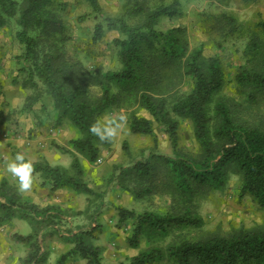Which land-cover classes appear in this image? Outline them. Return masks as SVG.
I'll use <instances>...</instances> for the list:
<instances>
[{
  "label": "rangeland",
  "instance_id": "374dc122",
  "mask_svg": "<svg viewBox=\"0 0 264 264\" xmlns=\"http://www.w3.org/2000/svg\"><path fill=\"white\" fill-rule=\"evenodd\" d=\"M62 3L57 13L65 29L59 34L58 44L67 56L79 62L89 72L97 67L105 70L121 68L119 50L113 40L119 31L106 28L98 41L93 39L97 19L89 16L79 21L81 15L90 13L86 0H56ZM102 8L110 15L119 16L128 5L144 2L153 8L161 2L172 0H99ZM178 13L163 16L156 25L157 30L167 31L178 27L189 51L202 46L206 57H218L225 71L227 82L210 104L212 117L215 103L225 101L242 121L264 128V95H251L250 88L239 87L234 76L243 67H252L259 62L264 51V32L258 23L264 20V0H178ZM224 16L236 20L231 27L222 19ZM17 16H7L5 25L0 26V201L9 196H18L23 201L39 205L42 209L53 208L62 213L61 218L45 216H23L16 212L11 219L0 223V264H23L31 252L27 243L14 235H34L41 245L38 264H59L61 256L75 247V234L83 231L88 244L99 247L102 264H129L130 259L149 248H166L180 236L202 237L227 234L241 228L264 227V204L257 203L250 195L241 196V176L235 171L220 190L183 194L174 185L166 167L154 162L151 180L137 181L126 177L124 169L151 153L171 155L172 144L163 126L155 125L157 143L153 137L135 134L130 129L133 114L151 117L138 104L114 105L106 109L98 119H118L120 114L126 121L116 139L108 146H101L96 162L89 161L75 151L69 141L81 136L78 128L68 119H59L53 99L46 86L39 80L38 86L26 84L27 67L21 59L24 46L17 37L20 26ZM143 16H133L131 23H138ZM56 41V40H54ZM261 46L260 52L251 50L250 43ZM149 52L156 53L159 45L153 42ZM177 87V94L189 92L193 81L185 78ZM93 94L100 88L91 87ZM114 92L119 89L114 87ZM179 149L197 155L199 144L194 126L187 118L179 117ZM63 147L59 148V146ZM22 152L32 162L48 161L75 174L73 162L77 158L83 168V180L93 193L77 191L70 187L56 191L34 172L35 183L30 194H21L15 181L6 171V161ZM152 187L143 196L134 189ZM123 206L138 212L153 211L167 213L190 208L201 216L204 225L200 228H174L169 235L159 236L147 232L138 247L131 246L127 239L132 235L131 222L119 223L118 207ZM3 210L0 209V216ZM64 264H87V260L70 256ZM157 264H171L168 259Z\"/></svg>",
  "mask_w": 264,
  "mask_h": 264
},
{
  "label": "trees",
  "instance_id": "16d2710c",
  "mask_svg": "<svg viewBox=\"0 0 264 264\" xmlns=\"http://www.w3.org/2000/svg\"><path fill=\"white\" fill-rule=\"evenodd\" d=\"M86 2L90 13L81 15L78 20L86 21L89 16L98 20L93 36L95 41L103 37L106 28L120 33L113 40L121 62L118 70L97 67L95 72H89L61 49L58 36L64 32L65 25L56 10L62 3L56 0H0V26L6 24L7 16H17L20 26L17 37L24 46L21 59L28 65L20 69L27 72L26 84L31 82L37 87L36 81H41L53 99L59 119L68 118L81 133L80 137L69 141L70 147L96 162L101 146L110 144L101 143L93 136L90 125L109 107L138 104L151 117L133 114L131 131L151 136L157 143L155 125L163 126L173 152L171 155L151 153L136 160L124 169L126 177L137 181L151 180L154 162L158 161L166 167L179 192L187 194L220 190L226 185L229 173L235 171L241 176V196L250 195L257 203L264 204V128L240 120L222 100L215 103L212 117L210 104L227 82L220 59L206 57L202 46L189 51L178 27L167 31L156 28L161 17L178 13V0L168 4L161 2L153 8L136 1L119 16L108 14L99 0ZM133 16H143V20L131 23L129 19ZM222 20L231 27L237 26L231 17L224 16ZM258 27L264 32V20ZM153 42L159 45L156 53L148 51ZM250 46L253 53L261 51V46L255 42ZM260 53L255 66L243 67L234 76L239 87L251 89V95L258 92L264 95V51ZM185 78L193 81L192 88L178 95L177 87ZM93 86L100 88L96 95L91 91ZM114 87L119 91L114 92ZM179 117L189 119L194 126L199 144L197 155L179 149ZM33 164L35 173L54 191L70 187L93 193L82 178L83 168L77 158L72 164L75 174L48 161ZM151 191L150 186L134 189L140 197ZM5 200L0 201L3 210L0 223L11 219L16 212L34 217L62 216L59 210L42 209L18 196L11 195ZM117 209L120 224L132 223V235L127 241L133 247L141 244L147 232L167 236L174 228L193 229L204 225L203 218L190 208L167 213L138 212L123 206ZM85 234L90 233L75 234V247L61 256L59 264L77 255L86 259L87 264H102L101 250L88 244ZM14 236L27 243L31 250L23 264H38L41 245L36 237ZM165 259L171 264H264V227L241 228L227 234L202 237L180 236L166 248L155 246L141 251L130 259L129 264H157Z\"/></svg>",
  "mask_w": 264,
  "mask_h": 264
},
{
  "label": "clouds",
  "instance_id": "9594fccd",
  "mask_svg": "<svg viewBox=\"0 0 264 264\" xmlns=\"http://www.w3.org/2000/svg\"><path fill=\"white\" fill-rule=\"evenodd\" d=\"M126 116L120 114L118 119H98L89 127L90 133L97 137L101 143L112 144L116 141ZM6 163L7 173L17 181V190L21 194H30L35 183V168L31 160L27 159L22 152H17L14 159Z\"/></svg>",
  "mask_w": 264,
  "mask_h": 264
}]
</instances>
